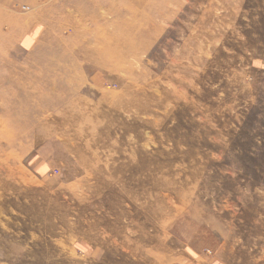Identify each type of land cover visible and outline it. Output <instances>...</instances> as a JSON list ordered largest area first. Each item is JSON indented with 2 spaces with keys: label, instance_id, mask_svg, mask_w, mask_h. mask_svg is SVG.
<instances>
[{
  "label": "rangeland",
  "instance_id": "obj_1",
  "mask_svg": "<svg viewBox=\"0 0 264 264\" xmlns=\"http://www.w3.org/2000/svg\"><path fill=\"white\" fill-rule=\"evenodd\" d=\"M51 4L56 24L40 18ZM10 10L33 20L26 33L2 27L12 47L0 51V88L24 94L12 65L21 77L77 32L62 65L87 61L69 74L83 80L75 94L58 89L63 104L47 112L66 131L42 138L31 124L38 134L12 139L3 127L26 124L0 113V264H264V0H14ZM117 53L132 69L110 65ZM123 90L144 95L134 92L139 108L114 102Z\"/></svg>",
  "mask_w": 264,
  "mask_h": 264
},
{
  "label": "bare ground",
  "instance_id": "obj_2",
  "mask_svg": "<svg viewBox=\"0 0 264 264\" xmlns=\"http://www.w3.org/2000/svg\"><path fill=\"white\" fill-rule=\"evenodd\" d=\"M131 1L132 0H130V2ZM13 2H14V0H0V34L2 32V27H7V32L10 35L18 33L19 31H24L26 33L30 29V28L27 29L26 27L28 26V24L33 19L32 20L31 19H26V18L24 19L23 17H21L23 14L19 17L17 15L11 14V13H13L12 10L9 11V9H10V7H11ZM112 4H114V3H112ZM21 5H20V3H16L13 8H16V10H18L20 8L19 6H21ZM48 7L46 6V8L42 9V11L40 12V18L45 23L47 22V23H51V24H56L58 21H55V20H58V16L53 11V9L55 10L56 7L53 6V4L49 5ZM18 11H20V10H18ZM20 12H19V15L21 14ZM158 13L161 14V15L166 14V13H164V11H161V10H159ZM103 17L105 18V16H103ZM116 18H119V17H116ZM38 19L39 18H37L36 20H38ZM68 25H70V24H65V25H62V26L66 27ZM83 26H84V24H83ZM149 27H151L152 30H150ZM157 28H158V25H154V24L151 23L150 25L149 24L146 25L143 30H147V31L153 32ZM83 31H84V29H83ZM52 33L56 37L59 36L58 34H55L53 31H52ZM79 36H80L79 32H77V34L72 35V37H70L71 40L69 41L70 44L69 45H67V44L64 45L63 44L64 45V49H63L62 53H60V51L62 49L59 48V49H61L60 51H58L59 53H57V54L51 53V55H50L51 57H48V58H45V59H40L39 61H36V62L32 63V65L35 67L36 70L34 69V67L33 68L28 67L29 65L24 67V72L21 75V77H19L18 74H17L19 67L15 66V65H12L11 70L8 71V73L13 77V79L16 78V80H17L16 83L18 85L17 91L20 92L19 90H21V91L25 90V93L24 94H19L18 93L19 94L18 95L17 92L15 90H13V89L7 91L5 88H0V100L2 101V106L0 107V113L4 114L9 119L23 121V123H25L26 126H20V127L16 128L14 130V132L11 131L12 133L9 132L8 129H5L3 127V131H2L1 134L5 135L7 137H11L12 139H13V137H14V139L18 138V137L27 138V137H30L32 135L38 134V131H36L34 127H31V124L32 125L37 124V127H39V130L42 131V134H38V135L41 136L42 138L44 136L46 137V135L50 136V135H53V134H55L57 132H60V131L64 132V131L67 130L66 127H65V123L64 122H59V121L57 122L56 120L54 121V123L57 124V125L49 126L48 125L47 112H48V110L54 109L57 105L63 104L62 103L63 102L62 98H64V95H62L59 92L57 93L58 89H67L68 92L65 94V97L69 98L71 95L75 94L73 92L74 86L76 87V85H80L82 83V81H83L82 78H76L75 77V79H73V77L69 76V74H71L72 72H75V73L78 72V70L83 67V63L85 61H87L86 58L80 60V62L70 61V64H68V65H65V62H64V65H62L63 61H66V62L69 61V57L68 56H69L70 52L73 50V48H74L75 40L79 39ZM81 37H82V35H81ZM45 38L46 37H44L41 40V42H39L38 44H45V42L43 41V40H45ZM86 38H88V37H86ZM92 39L94 40V38H92ZM1 40L2 39H0V44L4 43V45L6 47H4L3 45L2 46L0 45V51L7 53V51H8L7 47H12V43H11L10 40H6V39H3L2 43H1ZM84 41H86V40H84ZM83 43H86V42H83ZM136 43H138V42H136ZM101 45L104 46V42H102ZM79 47H81V45ZM135 47H136V49H138L139 46L135 45ZM49 50H51V52H54L53 51L54 49L52 48V46L49 48ZM92 50L97 51V52H94V55L88 54L87 57H88L89 60L91 59L93 62H95L96 58L98 56H100L102 51H100L101 49L98 46V44L97 45L95 44L94 48ZM110 56H111L110 65L113 66L114 68H119V66H121L122 69H132V64L130 63V61H128L127 58L124 59V57L121 56L120 53H117L115 56H113V55H110ZM118 62H120V63L124 62V64H119ZM9 69L10 68H7V70H9ZM21 69H23V68H21ZM37 69H39V70H37ZM60 73L68 75L69 78L67 80L58 79L57 78V74H60ZM129 77L131 78V76H129ZM2 81L4 82V81H6V79L0 74V83H3ZM132 86L135 88L136 91H138L137 90V89H139L138 85H135V83L132 82ZM136 91H128V90L124 91L123 90V92H125V97L123 96L121 98V101L115 100L114 102L118 103L119 107L120 106L121 107H126L127 109L131 108V107H138L139 108V104H138L139 101L136 102L137 100H134L135 99L134 96L135 95L137 96V94L134 95V92L138 93ZM138 94H139L140 98L142 99V96H144V95H141L140 92ZM129 97H131L132 99H130ZM150 99H148V100H150ZM73 100L79 101V100H83V99L81 97H79V96H74ZM138 100H139V98H138ZM141 103H143V102H141ZM67 105L70 107L71 102L67 103ZM149 107H150V105H149ZM22 115H23V117L21 119L16 117V116H22ZM133 115H135V114H133ZM136 119H138V118L136 117ZM107 137H109V136L107 135ZM85 152H87V151H85ZM5 162H6V160L1 161V159H0V163H5ZM27 172H28V170H27ZM5 177H2V179H4ZM6 180H7V178H6ZM23 183H25V182H23ZM7 186H8V183H7ZM161 207H162V205H161ZM30 209H28V210H30ZM162 210H163V208L160 209V212ZM149 211H151V210H149ZM136 235H138V234H136ZM135 238H138V237H135Z\"/></svg>",
  "mask_w": 264,
  "mask_h": 264
},
{
  "label": "crops",
  "instance_id": "obj_3",
  "mask_svg": "<svg viewBox=\"0 0 264 264\" xmlns=\"http://www.w3.org/2000/svg\"><path fill=\"white\" fill-rule=\"evenodd\" d=\"M27 39H28V38H27ZM27 39L25 38V39L23 40V42L26 43V40H27ZM25 48H26V47H25Z\"/></svg>",
  "mask_w": 264,
  "mask_h": 264
}]
</instances>
